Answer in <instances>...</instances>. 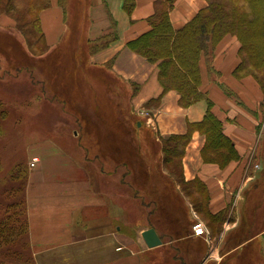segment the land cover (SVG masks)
<instances>
[{
	"label": "crops",
	"instance_id": "0c3cea01",
	"mask_svg": "<svg viewBox=\"0 0 264 264\" xmlns=\"http://www.w3.org/2000/svg\"><path fill=\"white\" fill-rule=\"evenodd\" d=\"M157 1L134 0L128 12L123 0H86L81 43L91 71L123 84L124 92L115 86L110 95L138 120L137 126L155 134V143L190 133L182 176L205 188L202 217L196 206H175L178 215L161 219L162 207L144 205L122 179L120 165L115 172L105 171L99 159L81 152L80 144L65 147L59 138L39 140L24 190L32 264H264L263 93L252 76L233 74L240 42L226 34L211 59L203 54L199 59V90L205 98L182 106L176 90L163 89L157 63L128 47L150 29ZM172 2L169 21L174 29L206 6V0ZM39 21L49 47L67 35L59 0H50ZM208 100L236 158L206 152V135L190 128L203 120ZM196 222L204 227L202 235L193 233ZM150 227L161 240L153 247L141 235Z\"/></svg>",
	"mask_w": 264,
	"mask_h": 264
},
{
	"label": "trees",
	"instance_id": "16d2710c",
	"mask_svg": "<svg viewBox=\"0 0 264 264\" xmlns=\"http://www.w3.org/2000/svg\"><path fill=\"white\" fill-rule=\"evenodd\" d=\"M1 1H7L13 6L30 11L34 9L35 5L34 0ZM47 5H49V0ZM172 5V0H158L155 3V10L149 18L150 29L129 41L128 47L144 56L147 61L157 63L158 77L163 89H175L180 95L179 101L182 106H188L198 99L205 98V95L199 90L198 63L200 55L203 54L208 60L211 59L215 45L227 33L236 35L240 42L238 50L241 52V58L234 69L235 75L243 70L247 71L245 68L247 62L255 74L262 65L264 66V43H261V38L264 39V0H207L206 6L179 29L172 28L169 21V10ZM133 6L134 0H123V7L126 11L131 12ZM37 21H39V14ZM37 27L38 32L42 33L39 23ZM81 67V71H83L79 75L81 79L74 80V83H83L78 84V89L83 96L81 116L87 114L86 121L89 128L82 124V119L85 118L79 115L80 112H78L79 114L75 112L74 117L78 125L83 127H81V136L90 131L94 139L92 142L85 140L84 144L79 140L80 146L84 148L87 156L99 159L105 171L112 172L115 167L125 165L128 173L134 176L136 193L139 194V189L146 188L147 193L153 194L155 200L161 203L159 176L154 174H160L158 165L160 154L151 148V144L155 141L143 136L144 132L141 126L136 127L134 120L126 115L117 100L110 95L112 86L118 87L121 84L94 74L87 65L81 64ZM64 100L61 98L62 102ZM210 106L211 103L208 100V108L203 120L192 124L190 128L198 127L204 132L206 135L204 150L206 152L209 151L208 153L211 152L222 159L236 158L238 155L235 147L222 132L221 122L211 112ZM92 116L98 119L97 124L91 119ZM123 131L133 135L137 134L140 137L138 146L123 137ZM189 136L190 133L187 132L161 138L160 163H168L170 158L177 156L181 158ZM181 175L178 178H182ZM185 184L202 196L203 199L197 201V208L206 206L207 196L203 184L199 180L190 182L184 180ZM142 198L144 199V197ZM161 206L163 205L161 204ZM16 208L17 206L9 205L0 215V264L8 262L7 256L10 252L13 258L22 257L20 252L16 253L11 250L20 235L19 213L17 214V210L9 213V209ZM171 214L170 216L175 215ZM24 215L26 217L25 205ZM207 215L214 217L210 213ZM25 227L28 233L27 217ZM179 232L176 231V234Z\"/></svg>",
	"mask_w": 264,
	"mask_h": 264
},
{
	"label": "rangeland",
	"instance_id": "374dc122",
	"mask_svg": "<svg viewBox=\"0 0 264 264\" xmlns=\"http://www.w3.org/2000/svg\"><path fill=\"white\" fill-rule=\"evenodd\" d=\"M34 2V9L31 11L13 6L7 1L0 2V215L9 205L17 206L16 209H9V213L17 210L21 222L20 235L11 250L22 254L21 258H13L10 252L7 256L8 262L4 264L32 263V251L30 243L28 245L29 239L25 227L24 190L30 162L34 158L35 144L39 140L59 138L65 147H68L69 143L79 146V140L84 144L85 140L92 142L94 139L90 131L81 136L83 127L78 125L74 117L75 112L77 114L80 112V116L83 112V96L78 89V84L81 82L74 83V80L81 79L79 76L83 73L81 64L87 65V50H84L81 43L85 21L83 12L87 2L86 0H59L68 30L67 35L59 44L50 47L43 33L38 32L37 27L38 23L40 24V21H37L38 14L48 6V0H34ZM261 43H264L263 38H261ZM240 53L238 50L239 59L241 58ZM245 66L247 71L243 70L237 75L233 74L238 78L246 75L252 76L264 96V84H262L264 66L262 65L256 74L248 62ZM92 72L101 75L99 71L92 70ZM114 89L115 86H112L111 90ZM120 89L122 92L125 91L122 83ZM61 98L65 99L64 102ZM83 117L85 119H82V124L89 128L86 121L87 114ZM91 119L94 123L98 121L94 116ZM133 120L134 124L138 122L136 119ZM136 127L140 126L136 124ZM141 128L145 138L154 140L155 134L150 129ZM122 136L136 143L140 138L137 134L133 135L126 131L122 132ZM151 145L152 150L160 154L158 162L160 174H154L159 176L162 202L156 201L153 194L149 195L146 188H141L139 194L136 193L134 176L128 173L125 165L119 167L122 173L125 172L122 174V179L131 185L134 195L144 205H163L159 211L161 219L169 217L171 213L178 215L179 212L174 208L175 206L183 208L184 206H196L197 208V201L203 198L189 185H184L181 175L182 157H173L168 163L161 164L160 143L153 142ZM79 149L81 152L84 150L82 147ZM162 167L167 173H163ZM115 171L112 170V172ZM180 175L182 178H178ZM169 209L171 213H168ZM196 210L200 215L199 209ZM231 262L229 260V264H232Z\"/></svg>",
	"mask_w": 264,
	"mask_h": 264
},
{
	"label": "water",
	"instance_id": "95a60500",
	"mask_svg": "<svg viewBox=\"0 0 264 264\" xmlns=\"http://www.w3.org/2000/svg\"><path fill=\"white\" fill-rule=\"evenodd\" d=\"M141 235L148 247H153L161 243V240L153 227L143 230Z\"/></svg>",
	"mask_w": 264,
	"mask_h": 264
},
{
	"label": "built area",
	"instance_id": "2783aa9c",
	"mask_svg": "<svg viewBox=\"0 0 264 264\" xmlns=\"http://www.w3.org/2000/svg\"><path fill=\"white\" fill-rule=\"evenodd\" d=\"M37 161V158L34 157L33 160L30 162V166L34 165V162ZM257 166V165H256ZM193 233L195 235H202L204 233V227L201 222H196L192 225Z\"/></svg>",
	"mask_w": 264,
	"mask_h": 264
}]
</instances>
